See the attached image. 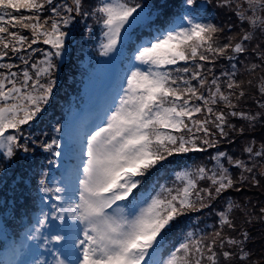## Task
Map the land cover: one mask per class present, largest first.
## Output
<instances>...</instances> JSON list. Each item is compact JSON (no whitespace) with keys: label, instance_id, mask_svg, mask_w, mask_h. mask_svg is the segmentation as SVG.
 <instances>
[{"label":"snow or ice","instance_id":"1","mask_svg":"<svg viewBox=\"0 0 264 264\" xmlns=\"http://www.w3.org/2000/svg\"><path fill=\"white\" fill-rule=\"evenodd\" d=\"M197 4L180 0L179 13L168 19L166 0L151 9L140 0H0V163H11L17 152L29 154L30 145L37 144L24 127L49 104L77 17L99 25L96 49L109 58L101 63L124 65L108 101L72 141L77 162L62 183L50 186L43 174L38 181L42 203L47 197L50 208L40 209L27 238L37 249H48L49 264H245L250 259L249 233L242 231L239 239L224 233L225 227L236 231L230 214L238 205L232 201L216 212L211 232L188 231L166 247L181 216L210 208L230 190L241 191L237 185L249 179L260 183L255 165L220 150V143L243 134L230 118L247 121L250 128L264 120V112L237 111L247 95L245 82L237 79L239 56L248 53L256 30L264 32V0H218L217 7L249 25L235 43L233 36L221 42L216 34L224 29L199 17ZM137 27L147 33L135 32ZM252 53L260 63L246 70L264 71V49L257 45ZM219 59L235 61L221 76L214 71ZM247 85L256 88L260 99H253L264 109V76ZM53 133L39 147L60 157L59 124ZM210 149L216 150L211 168H184L174 172L171 184H159L156 174L170 158ZM244 151L250 160L264 158V147ZM232 168L241 170L238 179ZM52 221L63 227L52 224L56 234L45 235L42 230ZM53 243L60 247L49 248Z\"/></svg>","mask_w":264,"mask_h":264},{"label":"trees","instance_id":"2","mask_svg":"<svg viewBox=\"0 0 264 264\" xmlns=\"http://www.w3.org/2000/svg\"><path fill=\"white\" fill-rule=\"evenodd\" d=\"M94 2L95 0H89V3ZM140 2L151 9L154 4L165 3V0H140ZM166 3L169 5L167 13L172 14L167 18L174 19L175 14L180 11V0H166ZM217 3L218 0H209L208 3H205V0H198L197 15L224 29L216 34L221 42H227L228 36L235 37L233 43L238 42L240 37L249 30V25L247 23L241 25L232 10L217 7ZM85 8H88L87 3ZM156 23L160 25L161 22L158 20ZM228 25H232L230 32ZM242 28L244 31H241ZM134 31L147 33V29L140 27ZM99 34V25L92 18L77 17L71 29V37L67 43L68 51L57 73V85L49 104L31 126L24 127L25 134H31V138L36 140L37 144L30 145L32 151L29 154L17 152L11 163L7 161L0 163V252L7 250L6 254L0 253V264H13V259H20V264H23L26 262L25 255L31 257L47 249H37L36 241L27 238L40 209L48 211L50 208L47 197H44L45 202L42 203L43 193L38 190V181L43 174L45 183L50 186L56 185L57 182L62 183L66 172L77 162L70 151V148L75 147L72 141L79 130L86 127L95 117L96 112L108 101L113 83L124 67L119 61L111 64L101 63L109 58L98 54L96 44ZM257 45L264 49V32L260 30H256L254 39L248 42V53L239 56L237 79L245 82L244 88L247 95L240 100L237 111L264 112V109H260L253 99V97L260 99L256 88L247 85L248 80H252L255 85L260 77L264 76V71L259 69L256 73L246 70L250 68L251 63H260L252 53V49ZM34 47L47 48L48 46ZM231 63L227 59L217 60L214 66L215 74L221 76L222 72L231 71ZM221 78L225 79V77ZM236 91L239 92V89ZM230 122L237 128L243 127V134H230L229 140L232 142L222 140L220 150L226 151L234 158L243 159L249 166L254 164V174L260 181L259 185H253L249 179L246 183L237 185L241 191L230 190L225 196L214 201L210 208L181 216L171 230L166 247L179 243L188 231L211 232L217 226L216 212L221 208H227L226 201H232L238 205L230 214V219L236 225V231L225 227V235L239 239V234L247 231L249 241L245 247L252 255L245 264H264V214L260 213V209L264 208V158L253 157L250 160L248 153L244 151L248 146H251L254 151L264 147V120H258L251 128L247 121L230 118ZM58 124L62 129L61 156L52 157L50 153L44 152L39 147V143L49 141L54 135L53 129ZM215 151L210 149L206 152L174 156L170 158V163H166L165 167L156 174V179L159 184H171L175 171L184 168L195 169L198 165L211 168L213 162L209 158L215 154ZM49 159L54 160L55 163L49 165ZM224 163L227 166L226 160ZM231 171L233 178L238 179L241 170L232 168ZM245 175L248 174L245 173ZM207 184L208 181L201 182V186L206 187ZM246 194L249 195L246 196ZM249 219L251 223L248 222ZM52 224L55 223L51 222L48 228L42 230L45 235L55 230ZM56 227L59 228L57 225ZM53 245L54 243L48 247L51 248ZM225 250L235 251L229 247ZM233 264L236 262L234 261Z\"/></svg>","mask_w":264,"mask_h":264},{"label":"rangeland","instance_id":"3","mask_svg":"<svg viewBox=\"0 0 264 264\" xmlns=\"http://www.w3.org/2000/svg\"><path fill=\"white\" fill-rule=\"evenodd\" d=\"M93 109V108H92ZM94 118H92L90 120V122L93 120ZM249 195V194H246V196ZM55 202V201H53ZM66 223H71L70 220H67L65 221ZM52 223H55L58 227H63V225L59 222V221H52ZM56 234V231L55 232H52L51 235H55ZM63 234V233H61ZM64 242L62 241L61 244H63ZM53 247V246H52ZM54 247H60L59 244H55L54 243ZM3 252H5V254L7 253V250H2L0 253L2 254ZM38 253H41L42 255H32L31 257L25 255V259H26V262H24L23 264H34V261L35 260H41L44 262V264H49V262L51 261V256L48 254V249L46 250H42ZM6 259V257H5ZM12 263L13 264H20V259H13L12 260Z\"/></svg>","mask_w":264,"mask_h":264}]
</instances>
